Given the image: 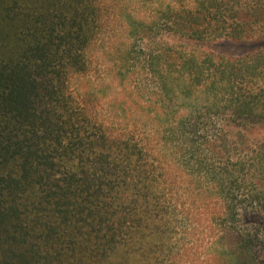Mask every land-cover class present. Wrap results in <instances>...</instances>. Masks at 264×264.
<instances>
[{
  "label": "trees",
  "instance_id": "16d2710c",
  "mask_svg": "<svg viewBox=\"0 0 264 264\" xmlns=\"http://www.w3.org/2000/svg\"><path fill=\"white\" fill-rule=\"evenodd\" d=\"M7 1L24 46L0 54V264H98L120 249L137 264H264V45L197 50L262 42L264 0L168 5L159 21L194 44L150 51L136 73L148 84L132 41L158 20L132 19L128 0H56L51 14ZM195 228L207 241L186 260L180 236Z\"/></svg>",
  "mask_w": 264,
  "mask_h": 264
},
{
  "label": "rangeland",
  "instance_id": "374dc122",
  "mask_svg": "<svg viewBox=\"0 0 264 264\" xmlns=\"http://www.w3.org/2000/svg\"><path fill=\"white\" fill-rule=\"evenodd\" d=\"M129 1V13L131 15L132 19H135L137 21H146L147 23H150L153 21L154 18L158 20V23L156 26H154L152 29H146L144 27V30H142V33L135 35L133 37L132 41V50H133V61H132V72H135V79H138V83L140 81H144L145 84H148L150 77L148 78V75L146 73H143L142 75L139 72V76L136 75L137 70L140 71L141 68L146 63L148 54L150 51L159 52L158 50L161 49L165 45V43H169L173 46H176L175 49L177 50H186V52H189L192 50L191 45L192 43L190 40H188L189 36L184 34L177 36L175 33H171L168 26L165 24L164 21H159L161 17L165 15V10L168 5H171L172 7H175L177 9H180V11L188 10L189 8H195V6H199L202 0H128ZM216 1V0H214ZM219 1V0H218ZM225 5L229 4V6L234 5L241 11L245 7V0H225ZM236 2V3H235ZM8 1L7 0H0V54L3 56L8 54H15L17 53L23 46L24 43L21 42L20 36H19V30L22 23V20L19 18L14 17V13H7L6 7H7ZM18 6L23 10L25 13H44V14H51L56 10V0H18ZM224 5V6H225ZM256 6H252L249 9V12L247 14V18L252 21V24H259L257 23L258 15L255 11ZM17 10V9H16ZM15 12V11H14ZM239 16L230 15L227 12V16L225 17L228 21V24L238 21ZM219 19H223L222 17H218ZM256 27L253 26L250 29L251 31H254ZM216 35V34H215ZM20 39V40H19ZM147 40H150L154 42L153 40H157L159 43H155L156 46L151 45L150 50H141L143 46L147 43ZM165 42V43H164ZM257 43V42H256ZM264 45V40L262 42H258L257 44L248 43L245 44L241 41L237 40H221L217 41L213 44H205L200 45L197 44V50L201 53H211L215 56H231V57H237L245 53L249 50H254L259 48L260 46ZM94 75L95 73L92 72ZM134 76V74H133ZM130 86H133L136 84L135 80L130 79L129 80ZM89 89V88H88ZM253 134L258 139H264V126L257 128L253 131ZM180 237H183L187 239V242L189 244V250L186 253L187 259L186 260H192L194 259L196 250L200 251L203 244L206 243L205 235L197 231V228L189 230L187 233L184 232ZM125 252V251H124ZM123 249H120L119 252L114 253L112 256H106L103 257L101 260H97L98 264H123L121 261V257L124 255ZM136 252V253H135ZM129 264H137L135 262V258L139 256L138 251L135 249L129 250V252H125ZM135 254V256H134ZM120 258V261L118 259ZM134 258V259H132ZM141 262L144 264L146 261V258L142 257L140 258ZM125 260V258H124Z\"/></svg>",
  "mask_w": 264,
  "mask_h": 264
}]
</instances>
